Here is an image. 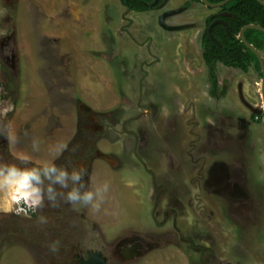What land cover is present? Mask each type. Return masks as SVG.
<instances>
[{"label": "rangeland", "instance_id": "rangeland-1", "mask_svg": "<svg viewBox=\"0 0 264 264\" xmlns=\"http://www.w3.org/2000/svg\"><path fill=\"white\" fill-rule=\"evenodd\" d=\"M184 1L137 12L121 0H0V53L8 43L16 54L15 70L0 55V123H12V150L58 154V165L87 170V187L109 184L99 209H74L62 195L32 214L0 208V264H62L74 243L111 254L133 234L154 243L122 264H264V116L234 135L251 103L264 112L261 76L219 64L222 84L227 77L235 89L213 96L202 37L218 9L194 3L165 23L189 26L164 29L160 15ZM0 155L13 159L3 139ZM217 161L232 177L251 171L249 188L233 183L256 206L243 200L235 212L224 191L204 187Z\"/></svg>", "mask_w": 264, "mask_h": 264}, {"label": "clouds", "instance_id": "clouds-1", "mask_svg": "<svg viewBox=\"0 0 264 264\" xmlns=\"http://www.w3.org/2000/svg\"><path fill=\"white\" fill-rule=\"evenodd\" d=\"M0 139L8 142L13 157L7 161L0 155V208L3 211L14 210L17 215H27L43 207L45 200L49 206L57 207L58 195H62L74 209L77 205H91L99 209L104 194L109 190L107 182L94 189L87 187L84 182L87 170L83 166L69 170L68 167L58 165V154L37 160L28 153L13 151L16 135L11 122L0 123ZM31 148L33 152H39L41 141L33 138ZM57 186L67 190L66 194L58 193ZM39 221L48 222L44 216H40ZM57 250L58 242H54L51 251L55 253Z\"/></svg>", "mask_w": 264, "mask_h": 264}, {"label": "flooded vegetation", "instance_id": "flooded-vegetation-1", "mask_svg": "<svg viewBox=\"0 0 264 264\" xmlns=\"http://www.w3.org/2000/svg\"><path fill=\"white\" fill-rule=\"evenodd\" d=\"M169 1L170 0H168L164 5H162V3L164 2V0H154L152 2V6L153 7L150 8V9H148V10H146V11H151V10H156V9L164 8L169 3ZM188 1L189 0L184 1L181 4V6H178L177 8H168L167 10H164V12L160 15V17H161L160 18V21H159L160 24H161L162 16L165 13H167L168 11H174V10L181 9L180 12L165 17L164 23H167L166 21H167L168 18L178 16L179 14L185 12L186 9L191 8V6L194 3H191V5L189 6V5H187V2ZM142 12H145V11H142ZM223 13H226L225 15H230V13H228V12H221V11H219V12H216V13H213L212 15H210L209 18H211L214 15H218L219 17H217V18H223L225 16V15H223ZM210 24L208 26L206 24L205 30L207 29V32H208V27L210 26ZM165 25H167V27H165L163 25H162V27L164 29L168 30V31H180V30H184V29H179V30L172 29L170 27V26H180L181 24H165ZM8 51H11V55L10 54H7ZM262 54H263V52H262ZM0 55H1V57L3 59H6L8 61L11 59L13 62L10 64L11 65L10 68H12L14 70L16 69V67L14 66V62L16 61V59H15V55L16 54H15L14 50H11L10 49L8 43H5L1 47V53H0ZM203 59H204V56H203ZM204 62L206 63L205 59H204ZM219 64H222V63H217L216 65H213V64L208 65L206 63V65L209 67L210 79H211V82H210V92H211V94L213 96H214V94H213L212 70L214 71V74L217 76V82L218 83H217V86H216V89H215V93H216V96L218 97V99L222 97L220 95H223L224 96L228 92H230L232 89L233 90L235 89V85L232 86V84L230 82H228L227 77H226V79L225 78L223 79V84H222V82L220 80V76L221 75H220V72L218 71ZM222 65L224 67L232 70V71L234 69H237L238 70V68L229 67V66H226L224 64H222ZM252 68H254V67L251 66L250 67V70L248 72H244V71H242L240 69L239 70L241 72L247 74V73H249L251 71ZM262 78H263V75L261 76V82H262ZM221 84H222V87H221ZM260 89H261V84H260ZM259 93H260L261 99L263 101L262 89H261V91ZM249 104L250 103H248V105ZM263 104H264V101H263ZM249 106L250 107H248V108L250 110L247 108L248 109V112H249V116H247V118H246L245 116H241L240 115L237 118L238 128L241 129L240 127H242V130L244 131V132H240V133L234 134L237 139L238 138H241L243 135L245 137L246 133H249L248 131L250 130V127H252V124H255V126H256V125L262 123V121H263V116L264 115H262V114H264V112L258 111L257 106L255 104H252L251 103ZM228 136H229V138H232L231 135H228ZM260 149L262 150L261 147H260ZM233 151L236 152L234 149H233ZM220 152L221 153H224L225 151H224V149H220ZM252 154L254 156V153H252ZM228 159H229V157H228ZM224 160H226V159L224 158ZM226 161H229V160H226ZM201 164H202L201 166H203V168L206 165L205 163L204 164L201 163ZM212 164H214V163H212ZM212 164H210V166L208 168L206 166V168L208 170V173L206 174V176L203 175V178H202V180H204V187L205 188H208V186H209L213 190H216V191L217 190H220L219 192H223L224 191L225 194H226V197L229 199L230 203L232 204L231 207H230V209L233 210V211H235V212H239V211L242 212L244 210V208H247V205H246V203H243V200L244 201H248V202L250 201V205L253 206V207L256 206V204H255L256 198L252 194H251L252 197L251 196L248 197L245 194H243V192L238 193L237 192L238 186H237L236 183H233L234 181L235 182H239L241 184L242 183L245 184L247 182L246 183V186H247V188H249V183H250V180H249L250 179V175L249 174H251V171L248 170V168H246V166H244V167H241L240 166V167L236 168L234 170L235 172L233 173V177H232L231 174H230L231 173L230 172V167L227 164L225 165L224 163L222 164V162L217 161L214 164V166H215V175L212 176L211 179H210L208 174H209L210 168H212L211 167ZM247 167H249V166H247ZM205 178H206V180H205ZM258 180H260V179H258ZM231 182L233 183V186H232V183ZM227 211H228V209H227ZM248 221L251 222L250 219ZM241 225L243 227L246 226V224L243 225V223ZM240 232L241 233H244L243 231H240ZM153 239H154V237L147 238L146 236L139 235V234H133L131 236L125 235V237L122 238L118 242L117 246L115 247V250H112L111 251L112 252L111 254H108L106 252L105 248H103V246L100 245V244L98 246H94L93 245V246L87 247V244L74 243V245L71 246V249H72V255L71 256L72 257L70 256V258H67L66 261L61 262V263L62 264H80V262H81L82 259H86V260L89 259L91 257V253L92 252L100 251L107 258V262L109 264H114V262H118L117 264H122L123 262L128 261V259H136V258H138L137 255L134 256V257H129V255L131 254V252L134 251V249L141 251V254L140 255L146 254L149 251V249L152 247L153 243H154V240Z\"/></svg>", "mask_w": 264, "mask_h": 264}, {"label": "trees", "instance_id": "trees-1", "mask_svg": "<svg viewBox=\"0 0 264 264\" xmlns=\"http://www.w3.org/2000/svg\"><path fill=\"white\" fill-rule=\"evenodd\" d=\"M122 3L131 11L142 12L152 8L154 0H121ZM210 2H221L223 0H209ZM191 3L202 4L201 0H189ZM228 12L223 19L229 25L232 37L227 33L223 24L218 23L212 28L214 37L220 41L216 43L209 36L207 29L202 37L203 56L208 65L222 63L229 67L238 68L248 72L253 66L263 75L261 65L257 55L251 51L239 38L240 30L243 26L251 23L260 24L264 27V5L258 0H230L218 9V12ZM219 17L214 15L207 19V26ZM251 42L261 52L264 51V31L258 29H248L245 33Z\"/></svg>", "mask_w": 264, "mask_h": 264}, {"label": "water", "instance_id": "water-1", "mask_svg": "<svg viewBox=\"0 0 264 264\" xmlns=\"http://www.w3.org/2000/svg\"><path fill=\"white\" fill-rule=\"evenodd\" d=\"M168 0H164V2L162 3V5H164ZM202 3L209 7V8H216V9H219L221 8L224 4H226L228 1L230 0H223L221 2H210L209 0H201ZM261 4L264 5V0H258ZM181 9H178V10H174V11H168L167 13H165L163 16H162V20H161V24L165 27H167V25H165L164 23V19L165 17L167 16H170L172 14H176L178 12H180ZM226 13H223V15H225ZM218 23H221L225 26L226 28V31L227 33L232 37V34H231V31H230V28H229V25L227 24V22L223 19V18H215L214 21L210 24V26L208 27V34L209 36L211 37V39H213L216 43H219L220 44V41L217 40L213 33H212V28L214 27V25L218 24ZM189 26V25H187ZM187 26H170L172 29H183ZM248 29H258V30H261V31H264V27L260 24H255V23H251V24H247L245 26L242 27V29L240 30V33H239V38L241 39V41H243L245 43V45L251 50L253 51L259 61H260V65H261V68H262V72H263V78H262V82H261V89H262V96H263V101H264V56L262 54V52L257 49V47H255L251 42H249V40L247 39L245 33H246V30ZM212 78H213V94L216 95L215 93V89H216V86H217V76L214 74V71L212 70ZM99 156H103L104 158L112 161V159L110 158V156L106 155V154H101L99 153ZM210 177L214 176L215 175V166L213 165L212 168L210 169ZM139 246V245H138ZM137 246V247H138ZM136 247V248H137ZM141 254V251L139 250H136L134 249L133 252H131V254L129 255V257H134V256H139ZM80 264H109L107 262V258L100 252V251H96V252H92L91 253V257L89 259H82Z\"/></svg>", "mask_w": 264, "mask_h": 264}, {"label": "built area", "instance_id": "built-area-1", "mask_svg": "<svg viewBox=\"0 0 264 264\" xmlns=\"http://www.w3.org/2000/svg\"><path fill=\"white\" fill-rule=\"evenodd\" d=\"M1 88H3V87H2V84H1V82H0V89H1ZM1 96H2V94H1V91H0V97H1ZM29 213L32 214L33 212H29ZM20 215H23V213H21Z\"/></svg>", "mask_w": 264, "mask_h": 264}]
</instances>
